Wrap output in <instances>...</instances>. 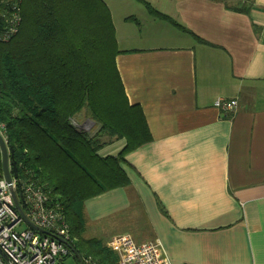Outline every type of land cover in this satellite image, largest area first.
Instances as JSON below:
<instances>
[{"label": "crops", "instance_id": "obj_1", "mask_svg": "<svg viewBox=\"0 0 264 264\" xmlns=\"http://www.w3.org/2000/svg\"><path fill=\"white\" fill-rule=\"evenodd\" d=\"M102 1L151 141L124 157L128 186L85 201L84 224L105 221V244L157 242L170 264H264V0ZM102 141V157L124 145Z\"/></svg>", "mask_w": 264, "mask_h": 264}, {"label": "trees", "instance_id": "obj_2", "mask_svg": "<svg viewBox=\"0 0 264 264\" xmlns=\"http://www.w3.org/2000/svg\"><path fill=\"white\" fill-rule=\"evenodd\" d=\"M20 7L19 32L0 42V125L17 178L32 176L57 199L79 256L117 264L105 244L74 234L84 225L85 201L128 186L124 157L151 141L143 112L128 103L116 67L111 14L102 0H22ZM104 137L124 140L116 155H99Z\"/></svg>", "mask_w": 264, "mask_h": 264}, {"label": "built area", "instance_id": "obj_3", "mask_svg": "<svg viewBox=\"0 0 264 264\" xmlns=\"http://www.w3.org/2000/svg\"><path fill=\"white\" fill-rule=\"evenodd\" d=\"M21 1L0 0V42L9 41L19 32ZM214 106L229 113L237 102L217 98ZM0 134L6 141L3 125ZM12 191L26 219L16 208ZM107 247L115 253L117 264H170L159 243H138L128 233L113 236ZM69 256L76 264H96L90 257H81L74 251V238L62 208L48 189L32 176L12 179L10 186L1 172L0 264H64Z\"/></svg>", "mask_w": 264, "mask_h": 264}, {"label": "water", "instance_id": "obj_4", "mask_svg": "<svg viewBox=\"0 0 264 264\" xmlns=\"http://www.w3.org/2000/svg\"><path fill=\"white\" fill-rule=\"evenodd\" d=\"M13 154H14L13 149L6 144V141L0 134V156H1L2 175L10 186H11L12 179H16L18 177L17 165L15 161L13 160ZM12 195H13L16 208L18 209L19 213L25 218L22 210L19 207V203L17 201L16 195L13 191H12ZM31 226L36 228L32 224Z\"/></svg>", "mask_w": 264, "mask_h": 264}, {"label": "rangeland", "instance_id": "obj_5", "mask_svg": "<svg viewBox=\"0 0 264 264\" xmlns=\"http://www.w3.org/2000/svg\"><path fill=\"white\" fill-rule=\"evenodd\" d=\"M109 139L111 138L105 137V140H109ZM86 223H87V220L85 224L83 225L81 232L74 233L76 237L81 240H88V239H92V237H95L94 239L98 240L102 244H105V242L107 241V236L104 230L107 229L108 231L110 229V227L105 228V221L102 223H98V224L93 223V222H89V224H86ZM74 239L76 238L74 237ZM107 243L105 244L106 246H107ZM64 264H76V263L74 261V258L72 256H69L64 260Z\"/></svg>", "mask_w": 264, "mask_h": 264}]
</instances>
